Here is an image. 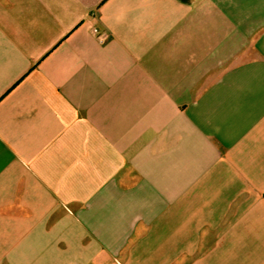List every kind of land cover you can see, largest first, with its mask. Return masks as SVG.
<instances>
[{
	"label": "crops",
	"instance_id": "obj_1",
	"mask_svg": "<svg viewBox=\"0 0 264 264\" xmlns=\"http://www.w3.org/2000/svg\"><path fill=\"white\" fill-rule=\"evenodd\" d=\"M0 264H264V0H0Z\"/></svg>",
	"mask_w": 264,
	"mask_h": 264
},
{
	"label": "built area",
	"instance_id": "obj_2",
	"mask_svg": "<svg viewBox=\"0 0 264 264\" xmlns=\"http://www.w3.org/2000/svg\"><path fill=\"white\" fill-rule=\"evenodd\" d=\"M94 32L96 33V30H94Z\"/></svg>",
	"mask_w": 264,
	"mask_h": 264
}]
</instances>
